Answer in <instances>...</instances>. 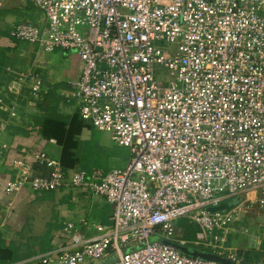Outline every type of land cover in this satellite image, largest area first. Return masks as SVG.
Wrapping results in <instances>:
<instances>
[{
  "label": "built area",
  "instance_id": "2783aa9c",
  "mask_svg": "<svg viewBox=\"0 0 264 264\" xmlns=\"http://www.w3.org/2000/svg\"><path fill=\"white\" fill-rule=\"evenodd\" d=\"M27 1L43 21L11 31L36 50L14 80L17 89H0V151L17 95L22 88L36 98L47 91L35 68L44 65V53L60 48L82 62L67 98L130 153L107 171L63 169L43 150L32 164L45 166L47 175L13 161L18 173L7 192L26 183L34 191L78 188L112 208L109 223L94 224L90 237L67 222V244L37 264L108 256V264H221L176 247L189 244L238 262L236 251L224 250L230 232L246 235L247 248L256 249L257 235L233 224L253 207L264 214V0ZM154 64L168 71L167 82L155 79ZM233 198L237 204L209 210ZM183 217L197 226L193 240L176 225ZM257 226L264 228V217Z\"/></svg>",
  "mask_w": 264,
  "mask_h": 264
},
{
  "label": "crops",
  "instance_id": "0c3cea01",
  "mask_svg": "<svg viewBox=\"0 0 264 264\" xmlns=\"http://www.w3.org/2000/svg\"><path fill=\"white\" fill-rule=\"evenodd\" d=\"M42 19L40 10L27 0H0V50L10 47L6 55L10 57L9 62L14 69H22L23 72L29 68L33 63L36 47L22 45L23 43L18 46L12 36L13 27L27 21L39 24ZM20 47L22 48L19 49ZM23 50L27 54L32 53L29 57L33 58L29 63L23 64L26 60L23 58ZM63 51L68 55V51ZM69 52L72 54L67 57L73 62L74 68L67 72V80L61 76L47 78L44 74L47 60L42 67L35 68L47 91L36 98L28 93L27 88H22L21 94L17 95L15 117L10 119L7 130L1 137V142L7 147L0 151V264H37L39 256L59 250L67 244L63 233L67 222H73L88 237L96 233L94 224L109 223L111 206L101 196L88 191L78 188L34 191L27 183L10 192L6 191L7 183L15 180L18 173L13 161L23 159L32 164V155L37 150H43L58 160L63 169H87L90 166L103 169L102 166H93L98 161L109 170L114 166H123L127 161L106 156L107 149L115 144L105 143L99 131L80 117L77 102L67 98L68 82L78 78L81 70L80 59L74 52ZM16 76H12L9 81L4 80L0 89L16 90ZM50 93L53 95H49ZM12 96L11 92L10 97ZM87 142L90 143V151L86 160L83 148ZM32 168V175L48 173L45 166L32 164ZM185 247L197 250L188 245ZM250 250L253 249H236L239 261L234 262L264 264L263 250H260L258 258L251 257ZM102 260L84 264H100Z\"/></svg>",
  "mask_w": 264,
  "mask_h": 264
},
{
  "label": "rangeland",
  "instance_id": "374dc122",
  "mask_svg": "<svg viewBox=\"0 0 264 264\" xmlns=\"http://www.w3.org/2000/svg\"><path fill=\"white\" fill-rule=\"evenodd\" d=\"M42 14V13H41ZM43 16V15H42ZM24 44H27L31 47H35L34 44H31L29 42L26 41H21ZM20 46V44H19ZM162 48L164 49L166 47V44L161 45ZM22 47H20L19 49H21ZM29 50V49H27ZM24 55L23 58H25L26 60L25 63H29L31 58L33 57H29L32 53H26V50H23ZM67 54H72L71 52H67ZM66 54H64V51L60 48H56L54 49V51L51 52H47L44 53V58L45 60H47V64L45 66L44 69V74L46 75V77L48 78H54V77H62L64 80L68 79L69 74L67 73L70 69L74 68V65L72 64L73 62H71L70 58H68ZM72 56V55H70ZM78 60L79 57L77 55H75ZM66 58V59H65ZM80 65H82L81 60L79 61ZM81 67V66H80ZM153 70H154V77L155 79L159 80L160 82H167L170 78L168 75V71L161 65L158 64H154L153 65ZM5 74L4 76H15L18 75V73H20L22 71V69H14L11 66H7L5 68ZM22 73V72H21ZM102 138L104 139L105 143H113L110 139V135L106 132H98ZM114 167H120V166H114ZM245 195L243 194L242 197H244ZM264 214H263V210L261 208L258 207H253L252 209L249 210H245L243 213H241L240 218L237 219L234 222V226H236L239 230L242 229L243 225H246L248 229H250V231H253L257 237H258V243L256 245V249L250 250V255L251 257L253 256L254 258H258L260 256V250H263L264 253V233L263 230L264 228H259L257 226V223L263 219ZM176 225L177 227L181 230V233L188 238V240H192L195 237V231L197 230V226L189 223L188 219L183 217L180 218L176 221ZM252 229V230H251ZM249 245V240L248 237L244 234H241L239 232L235 233V232H230L227 235V242L224 244V250L226 252H228V250H230V252H234L236 249H241L242 247H248ZM190 248H192L191 245H188ZM198 250L202 251V252H211V250L205 246H199L197 247ZM263 263H264V258H263Z\"/></svg>",
  "mask_w": 264,
  "mask_h": 264
},
{
  "label": "trees",
  "instance_id": "16d2710c",
  "mask_svg": "<svg viewBox=\"0 0 264 264\" xmlns=\"http://www.w3.org/2000/svg\"><path fill=\"white\" fill-rule=\"evenodd\" d=\"M15 41H16V44L18 46H19V44L22 43L18 39H15ZM7 49H10V47H8V48L7 47L1 48V50H0V86L3 84V81L4 80L5 81L6 80L9 81L11 79V77H12V75L11 76H4V74L6 72L5 71V68L7 66H11L12 65V64L10 65V62H9L10 61L9 60L10 57H8L6 55ZM49 95H53V94L50 93ZM49 95H47V98L49 97ZM50 120L52 121L54 119H50ZM57 128H58V125H57V122H56L55 129L57 130ZM89 151H90V143L87 142V143L84 144V148H83L84 159H86V160L88 159ZM105 154H106L107 157H118V158H123V159H129V157H130L129 150L127 148L122 147V146H119V145H113V146H111L110 148L107 149V151H106ZM97 155L98 154L95 155L96 158H98ZM93 166H102V168L104 169V171H107L106 165H101V164L98 163V161L97 162H94L93 163ZM90 167H92V166H90ZM90 167H87V169H85V168H82V169L90 170L91 169ZM184 238L188 239L186 237V235L184 236Z\"/></svg>",
  "mask_w": 264,
  "mask_h": 264
},
{
  "label": "water",
  "instance_id": "95a60500",
  "mask_svg": "<svg viewBox=\"0 0 264 264\" xmlns=\"http://www.w3.org/2000/svg\"><path fill=\"white\" fill-rule=\"evenodd\" d=\"M238 199L237 198H233L229 201H224L222 202L220 205L216 206V207H210L209 210H216V209H225L228 208L231 205H235L238 203ZM176 247L182 251L185 254L191 255V256H195V257H201L203 259H207V260H213L216 262H219L221 264H238L232 260H229L225 257H221L218 256L216 254H212V253H207V252H202V251H198V250H193V249H188L185 246H180V245H176ZM112 261V257L108 256L107 258L103 259L100 264H108Z\"/></svg>",
  "mask_w": 264,
  "mask_h": 264
}]
</instances>
